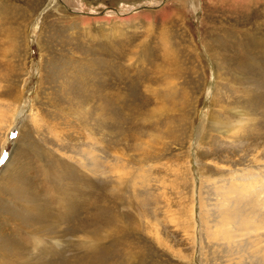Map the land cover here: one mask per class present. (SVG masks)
<instances>
[{
  "label": "rangeland",
  "instance_id": "obj_1",
  "mask_svg": "<svg viewBox=\"0 0 264 264\" xmlns=\"http://www.w3.org/2000/svg\"><path fill=\"white\" fill-rule=\"evenodd\" d=\"M243 201L264 0H0V264H259Z\"/></svg>",
  "mask_w": 264,
  "mask_h": 264
},
{
  "label": "bare ground",
  "instance_id": "obj_2",
  "mask_svg": "<svg viewBox=\"0 0 264 264\" xmlns=\"http://www.w3.org/2000/svg\"><path fill=\"white\" fill-rule=\"evenodd\" d=\"M248 208L249 204L245 203V201H243V204H239L238 202L236 206L234 205L230 208L228 207V209H225L223 215L227 216V221L230 220L233 224L235 223L237 227H241V231L242 229H244V227L246 231H254L256 229L264 230V217L261 216L262 221L259 219L260 221H256L254 224H252L250 220L251 213H248ZM258 215L255 216L256 219H258ZM238 248H240L239 250L241 251V253L243 251V253L239 254L240 256L238 257V259L241 260L242 263L246 260H250L251 262L264 264V235L257 236V239L254 242H252L251 240L249 242H243L241 247Z\"/></svg>",
  "mask_w": 264,
  "mask_h": 264
}]
</instances>
